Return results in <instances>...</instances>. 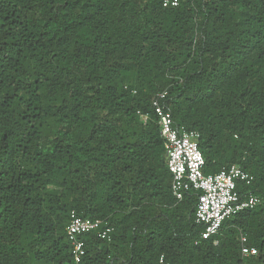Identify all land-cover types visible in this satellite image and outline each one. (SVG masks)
Returning <instances> with one entry per match:
<instances>
[{
    "label": "trees",
    "instance_id": "obj_1",
    "mask_svg": "<svg viewBox=\"0 0 264 264\" xmlns=\"http://www.w3.org/2000/svg\"><path fill=\"white\" fill-rule=\"evenodd\" d=\"M259 204L201 240L151 104ZM108 238L80 237L69 215ZM256 249L241 255V237ZM0 264H264V0H0Z\"/></svg>",
    "mask_w": 264,
    "mask_h": 264
},
{
    "label": "built area",
    "instance_id": "obj_2",
    "mask_svg": "<svg viewBox=\"0 0 264 264\" xmlns=\"http://www.w3.org/2000/svg\"><path fill=\"white\" fill-rule=\"evenodd\" d=\"M182 0H162L164 8H175ZM165 92L158 94L151 107L157 117L159 134L164 142L166 165L172 176L171 195L176 201H181L184 194L190 190L200 194L194 209V222L203 227L201 240L216 236L222 223L243 211L251 210L259 204V199L253 195L241 197L237 191V183L249 185L252 178L233 165L214 175H204V161L198 150L199 134L183 127H175L170 112L162 103ZM98 220L83 219L74 212L69 215L66 227L67 238L71 246V255L75 263H79L84 255V244L80 237L90 232H96L97 237L105 239L112 232L111 228H101ZM242 257L255 256L257 251L246 246V239L241 237Z\"/></svg>",
    "mask_w": 264,
    "mask_h": 264
}]
</instances>
